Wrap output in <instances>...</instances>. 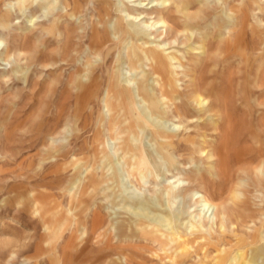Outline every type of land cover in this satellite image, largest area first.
Listing matches in <instances>:
<instances>
[{"label":"bare ground","instance_id":"1","mask_svg":"<svg viewBox=\"0 0 264 264\" xmlns=\"http://www.w3.org/2000/svg\"><path fill=\"white\" fill-rule=\"evenodd\" d=\"M17 1L21 11L31 8L48 17L54 16L55 12L59 11L65 16H70V20L73 22L83 13V1L85 0ZM217 1L218 5L209 16L204 17L205 20L202 23L195 20L193 24L188 25L184 22L183 30L179 25V19L170 14L173 4L180 7L188 4L189 0H126L123 2L125 10H121L124 15L115 18L113 17V0L98 1L100 20L99 24L92 26L89 51L94 56L106 60L113 50L111 46L115 44V41L120 46L115 67L108 74V85L102 99L109 119L107 120L103 114L98 116L92 139L94 144L101 143V150L87 163L84 160L74 159L67 165L74 172L71 182L62 192V199L68 201V209H65L61 200H56L53 196H48L38 190H25L21 194L16 192V206L30 216L38 217L44 230L43 240L39 246V255L28 259V261L42 264V258L46 256L44 259L48 264H61L60 243L65 241L70 221L75 219L80 233L96 240L106 236L109 238L111 231L107 229L112 225L113 232L120 241V246H113L107 239L108 252L119 250L117 261L114 264H123V259L127 261L125 249L139 240L146 242L150 240L158 244L157 247L172 263L186 264V260L190 257L191 251L199 239L205 241L203 250L213 242L212 229L208 232L206 227L214 217L218 220L217 224L223 233L228 224H231L235 230L238 228H235L236 225L244 224L247 218L255 217L252 215L253 211H249L247 201L244 200L245 185L248 181L246 177L241 176V180L239 178L237 183L235 182L236 184L231 185L229 198H227L228 196L224 198L222 193L219 194L220 202L217 203L212 198L214 194L211 196L209 191L210 184L212 185L210 187H216L214 175H209L210 180H208L202 175L199 167H196L193 172L199 171L200 175L198 177L189 175V178L192 181L200 180L203 188V193L196 192L192 199L198 206L199 215H188L185 220L182 217L188 213L186 198L189 190L177 183L178 181L170 180L156 198L142 195L132 182L133 178L141 187L149 175L163 172V161L168 170H179L178 154L172 151L176 150L175 140H180L183 136H181L178 125L168 124L170 114L181 120L185 118L189 122L195 120L198 124L205 122V119L212 122L215 129L220 131V135L214 142H208L206 137H202L199 152L206 154V157L210 159H216V167H214L218 178L228 176L230 146L234 142L232 131L235 112H233V107H236L233 103L232 88L236 77L232 60L239 59L240 66L243 67L247 76L254 67L256 56L260 57L258 51L264 52V27L252 24L249 6L255 4L263 12L264 9L259 0ZM10 9L7 8L5 14L0 17V31L8 30L10 27L12 19ZM151 15H155V21L149 20L148 17ZM35 17V15L32 16L31 23ZM59 21L60 18L53 21L56 34L60 33ZM261 21L264 19L261 18ZM98 25H102V28H99ZM165 27H170L171 33L177 37L176 41L180 36L186 37V33H191V37L194 39L199 36V41L196 43L198 48L192 49V51H197L199 62L196 64L194 72V90L190 94L180 91L178 85L180 79L176 68H183L184 57L181 58L176 53L167 52V49L164 48L167 43L165 44L162 29ZM211 27L214 28L212 33L204 31V28L208 30ZM79 28H82L80 21L75 26L71 25L70 30L66 28L67 33H70V47L75 44L73 35ZM249 28L256 40L252 51H250L249 45ZM225 30H228V34L223 38V46L217 43V47H214L215 44L213 45L211 37L213 36L214 39L215 34H219V38H222L225 35ZM154 33L159 34L160 41L153 38ZM3 45L2 37H0V62L14 68L15 72L22 73L21 69L15 68L18 62L12 56L11 49H5ZM78 47L82 48L81 42ZM212 50L221 57L223 56L222 70H216L218 63L215 59H211V62L208 63V55ZM18 52L21 54L23 51L19 50ZM121 65H127L128 69L121 70ZM146 66L150 71L145 69ZM222 73L225 82L222 81L219 84L220 90L217 93V104L215 105L207 90L208 82L209 80L217 81ZM91 74L86 75L83 69H79L76 88L77 107L81 110H88L93 115L101 83L95 81ZM258 74L264 86V64H260ZM246 76L238 78L243 89ZM24 77H27V73ZM186 96L190 97L186 99ZM192 101L196 103L198 109H192ZM245 107L249 106L246 104ZM248 110L251 111L250 107ZM183 112L184 114H182ZM185 112L190 115H186ZM220 112L223 114L221 119L213 120L212 113L219 114ZM260 119L261 128L264 129V111L261 112ZM106 131L110 134V142L104 137ZM254 135L256 133L253 131L252 136ZM119 140L120 142L117 144L116 141ZM188 142L194 144L191 138ZM112 143L114 147H112ZM256 146V148L250 146L242 150H235L234 157L241 166L244 164L255 165L254 175L257 178L260 177L259 181L263 180L264 190V140L258 139ZM208 148L210 149L207 150ZM254 153H257V156ZM255 162L257 163L255 164ZM127 179H129V183L126 182ZM213 189L218 192L216 188ZM260 193L264 199V191ZM99 195H102L106 202L104 207L109 215L110 223L105 229V218L96 208L88 217V219L93 217L89 230L84 222V214L91 209L90 201ZM174 202H179L176 210H172ZM262 212H264L263 209ZM60 216L63 218L61 222L53 223L52 220ZM234 221H237L238 224H235ZM254 225L255 230H251V233L246 236L237 238V243L229 250L216 247V258L211 263L264 264V219L259 223L255 222ZM103 229L105 232L100 233ZM209 254L213 253L209 252ZM155 255L161 257L156 251ZM207 256L206 259L209 260L210 257ZM201 263L207 264L205 261Z\"/></svg>","mask_w":264,"mask_h":264},{"label":"rangeland","instance_id":"2","mask_svg":"<svg viewBox=\"0 0 264 264\" xmlns=\"http://www.w3.org/2000/svg\"><path fill=\"white\" fill-rule=\"evenodd\" d=\"M98 1H83V13L72 22L70 16H65L59 11L55 12L54 16L48 17L44 16L42 12L31 8L21 11L17 0H0V17L5 14L7 8H11L12 13L9 29L0 31V37H2L4 44L3 48L11 49L12 56L18 62L15 68L23 71L22 73L15 72L14 68L0 62V264H34L33 261H28V259H33L39 255V246L43 240L44 230L38 221V217L30 216L16 206V192L21 194L25 190H38L48 194V196H53L56 200H61L60 202L65 209H68V201L62 199V192L71 182L74 172L67 165L74 159L84 160L87 163L96 154L100 153L101 143L94 144L92 139L98 116L103 114L107 120L109 119V114L103 106L102 99L108 85V74L115 67L120 46L115 41L116 45L111 46L113 50L106 60L94 56L89 51L88 45L92 26L99 24L100 20ZM198 1L189 0V3H186L187 5L184 4L180 7L175 6V4L172 5L170 15L179 19L182 30L185 26L184 22L188 25L193 24L195 20L202 23L205 20L204 17L209 16L218 5L217 0ZM113 2V17L124 15L121 10H125L123 2H126V0H113ZM259 2L264 9V0H259ZM249 9L252 15V24L264 27V21H261V18L264 19V12L255 4H250ZM33 15L36 17L31 23L30 20ZM58 18H60V33L56 34L54 33L53 21ZM148 18L151 21L156 20L155 15ZM79 21L82 28L74 33L73 43L75 44L70 47V33H67L66 28L70 30V26H75ZM98 26L102 28V25ZM147 31H149V28H147ZM162 31L165 44L167 43L164 47L167 52L176 53L185 59H183V68L178 67L176 71L179 74L180 82L178 85L180 91L190 94L194 90V72L196 64L199 62L197 51H192V49L198 48L196 43L199 41V36L194 39L191 37V33H186V37L180 36L176 41L177 37L174 33H171L170 27H165ZM204 31L212 33L214 28L211 27L208 30L204 28ZM226 34H228V30H225V35L222 38H219V34H215L214 39L213 36L211 37L213 45L215 44L214 47L217 43L223 46V38ZM248 37L250 51H252L256 40L253 38L251 28L248 30ZM153 38L158 41L161 40L159 34L156 33H154ZM79 42L82 45L81 49L78 47ZM19 50L23 52L20 54ZM258 54H260V57L256 56L254 67L247 76L245 70L242 69L243 67L240 66L239 59L232 60L236 77L232 88L233 103L236 107H233V112H235L232 131L234 142L230 146L231 153L227 177L221 176L218 178L215 171L216 159H210L206 157V154L199 152L202 137H206L208 142H214L220 135V131L215 129L212 122L205 119V122L198 124L195 120L189 122L185 118L181 120L170 114L168 124L178 125L181 136H183L182 139L175 140L177 143L176 150L172 151L178 154L179 170H168L163 161V172L149 175L141 187L132 178L133 185L138 192L149 198H156L157 194L164 189L163 187L168 185L170 180L172 182L178 181L177 183L189 190L186 198L188 213L184 215L185 217H182L183 220L188 215H199L198 206L192 199L196 192L202 194L203 188L200 180L192 181L189 178V175L192 177L200 175L199 171L193 172L196 167H199L203 173L202 175L207 177L208 180H210L209 175H214L216 187H210L212 186L210 184L209 191L211 196L214 194L212 198L217 203L220 202L219 194L221 193L224 198L227 196L229 198L231 185L236 184L239 178L241 180V176L246 177L248 180L247 184L245 183L246 195L244 200L247 201L249 211L252 210L253 212H250L255 217L247 218L244 224H238L237 221H234L235 224H238L235 226V228L238 227V230H234V227L228 224L224 233L219 229L218 220L214 217L206 227L208 232L212 229L213 242L203 250L205 241L199 239L194 245L190 257L186 260V264H202L201 262L204 261L207 264H212L216 258V247L229 250L237 243V238L246 236L251 233V230H255V222L259 223L264 219V212H262V209L264 211V199L260 193L264 191L263 180L259 181L260 177L257 178L254 175L255 165L244 164L241 166L234 157L235 150H242L250 146L256 148L257 140L260 138L264 140V129L261 128L260 119L261 112L264 111V103H262L264 100V86L262 85V79L258 76V68L260 64H264V52L258 51ZM208 59V63L211 62V59H215L218 63L216 70H222L224 66L223 56L221 57L216 51L212 50L208 55ZM79 69H83L86 75L93 72L91 75L95 81L101 83L100 94L95 100L93 115L88 110H81L77 107L76 86ZM120 69L127 70L128 66L121 65ZM145 69L150 71L148 66ZM26 73L27 77L25 78ZM244 76H246V82L243 89L238 78ZM223 77L222 73L217 81L209 80L208 82L207 90L215 105L217 104V93L220 90L219 84L223 81ZM188 97L185 98L188 99ZM191 104L192 109H198L196 103L192 101ZM246 104L251 111L248 110L249 107H245ZM185 114L190 115L186 112ZM215 114L212 113L213 120H220L223 115L221 112ZM253 131L256 133L255 137L252 136ZM104 137L110 142L108 131H106ZM189 138L193 140L194 144L188 142ZM119 142L120 140L116 141L117 144ZM112 147H114L113 143ZM254 154L257 156V153ZM126 182L129 183V179ZM213 188H216L218 192ZM133 190L135 191V188ZM90 203L91 213L88 211L84 214L85 224L90 230L93 217L90 219L88 217L92 215V211L98 208L105 218L104 225L107 229L110 218L104 207L106 202L103 200V196H97ZM178 206L179 202H174L172 210H176ZM62 219L60 216L52 221L53 223H59ZM70 222L65 241L60 243L61 264H114L117 261L119 250L108 252L106 248L108 242L113 246L119 245L120 242L113 232L112 225L107 229L111 231V233L108 231L111 234L109 238L106 236L96 240L95 238H89L87 235H82L75 219ZM105 229L101 230L100 233L105 232ZM157 246L158 244L150 240L147 242L144 240L136 241L132 246L125 249L128 260L123 259V264H140V262H143V264H176L169 261ZM155 251L161 257L155 255ZM209 252L213 254H209ZM206 256L210 257L209 260L206 259ZM121 257L123 258V256ZM44 258L46 256L42 258V264H48Z\"/></svg>","mask_w":264,"mask_h":264}]
</instances>
